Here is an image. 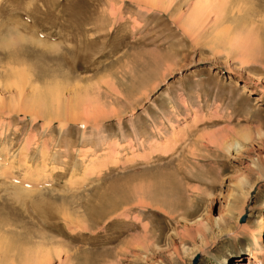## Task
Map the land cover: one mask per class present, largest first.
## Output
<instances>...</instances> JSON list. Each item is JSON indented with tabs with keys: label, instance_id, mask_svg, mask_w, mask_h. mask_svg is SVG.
<instances>
[{
	"label": "rangeland",
	"instance_id": "rangeland-1",
	"mask_svg": "<svg viewBox=\"0 0 264 264\" xmlns=\"http://www.w3.org/2000/svg\"><path fill=\"white\" fill-rule=\"evenodd\" d=\"M43 233L49 264H264V0H0V241Z\"/></svg>",
	"mask_w": 264,
	"mask_h": 264
},
{
	"label": "bare ground",
	"instance_id": "bare-ground-1",
	"mask_svg": "<svg viewBox=\"0 0 264 264\" xmlns=\"http://www.w3.org/2000/svg\"><path fill=\"white\" fill-rule=\"evenodd\" d=\"M199 15H201V10L200 9H196L194 12H193V15H192V19H195V18H197V17H199ZM190 24V23H189ZM192 33H194V32H192ZM21 40V39H20ZM12 41V40H11ZM20 42V41H19ZM16 42H11V43H7L6 44V46H7V48L8 47H14V49H15V47L16 46H14V45H16L15 44ZM14 53H15V51H14ZM16 54V53H15ZM21 67V66H20ZM12 74V73H11ZM13 75V79H15L16 80V84L15 85H18V87H20V86H22V85H24L26 82V80H27V76L23 73V72H14V74H12ZM11 75V76H12ZM12 78V77H11ZM15 85H13V86H15ZM11 86V85H10ZM244 92V91H243ZM53 93V92H52ZM54 94V93H53ZM52 95V94H51ZM39 95L37 94V96H35V99L36 100H38V97ZM40 97H41V95H40ZM48 97V96H47ZM53 98H54V96H52ZM50 98H51V96H50ZM32 100L34 99V97L33 98H31ZM40 100H41V98H39ZM39 100V101H40ZM51 101L52 100H54V99H50ZM39 101H37L36 103H37V106H38V102ZM59 103V102H58ZM33 104H35L34 102L32 103V105ZM40 104V103H39ZM42 104V103H41ZM28 105H29V103H28ZM31 105V104H30ZM34 106H36V105H34ZM42 105H40V107H41ZM60 106V105H59ZM31 107V106H30ZM41 108H43V107H41ZM57 108H59V107H57ZM56 108V109H57ZM57 111H58V109H57ZM58 113V112H57ZM59 114V113H58ZM243 132V131H242ZM239 133H241L240 131H239ZM238 134V133H237ZM241 138L242 139H244V140H247V135L246 134H242L241 135ZM240 138V139H241ZM237 145V143H236V141H234V142H231L229 145H228V148H230V147H234V146H236ZM239 183H241L242 184V182L241 181H239ZM238 183V184H239ZM125 192L126 191H123L122 189H120V190H118V191H116V199H118V205L117 206H120L121 207V205L123 206V204L124 203H126L127 205H128V203L127 202H125L126 201V199H125V196L123 197V199H121L120 198V196H122V195H124L125 194ZM20 194V193H19ZM16 195V194H15ZM20 196V195H19ZM19 196H17L16 195V197L14 196V198H16V199H14L13 201H15V203H16V205L14 206V207H11V209H10V213L12 214L11 215V217H12V219H14V220H17V221H20V224H21V226L22 225H24V226H27V225H31V226H33V227H37L38 229H43V230H50V231H58L59 230V228L57 227V226H55L54 225V223H52V221L56 218V216H57V214H58V212H59V210H58V212H57V210H56V212L55 213H49L48 212V209H46V208H41L40 206V208L39 207H36V205H35V201H34V197H31V195L30 194H25V195H23L22 197H19ZM111 199V198H110ZM9 200V199H8ZM104 201H105V199H103ZM42 205V204H41ZM44 205V204H43ZM104 205V204H103ZM44 206H46V205H44ZM110 207H111V205H110ZM119 207V208H120ZM207 207H208V204H207ZM46 209V210H45ZM102 209V208H101ZM44 210L45 211H47V212H44ZM53 210V209H52ZM61 210V209H60ZM55 211V210H54ZM98 211H96V213H97ZM64 213V212H63ZM101 214H102V216H104L105 215V212H103V211H101ZM101 214H99V216L101 215ZM59 216H60V212H59V214H58V218H59ZM63 216V215H62ZM96 216V215H95ZM56 220V219H55ZM54 220V221H55ZM56 222V221H55ZM17 224V223H16ZM20 226V227H21ZM3 229L5 230V228L3 227ZM7 231V230H6ZM11 232V231H10ZM7 234V233H6ZM6 234H3V235H5L6 236ZM13 234V233H12ZM14 235V234H13ZM44 235V233L43 234H41V237ZM16 236V235H15ZM46 235H44L43 236V238L45 237ZM7 237H9V234H8V236ZM47 237V236H46ZM11 238V237H10ZM9 238V239H10ZM12 238L14 239L15 237H13L12 236ZM42 238V239H43ZM29 239V238H28ZM27 239V240H28ZM32 239H33V241H32V244H33V242H34V240H37L36 238L34 239L33 237H32ZM42 239H40V242L37 240L36 241V245H37V242H39V245H41L40 243H41V240ZM45 239L46 238H44V240L42 241V246H40V248L38 247V245H37V248H36V250L34 249V246L36 247V245L34 244L33 245V250H35V251H33V250H31V248H29L32 244H31V239L29 240V242L28 243H30V246L28 245V243H27V245L29 246V247H27V245H26V243L25 244H23V247H24V245H25V248H29L31 251H32V253L30 252V254H31V256L33 257V253H35V255H36V251H38L37 252V254L39 253V250L41 249V247H46V245L45 244H48L49 242H51L50 240H49V242L48 243H43L44 241H45ZM47 240V239H46ZM141 240H145V239H143V238H141ZM12 241V240H11ZM13 241H15V240H13ZM21 241V240H20ZM16 243H17V241H15ZM15 242H13V243H15ZM27 242V241H26ZM45 242H47V241H45ZM141 242V241H140ZM22 243H23V240H22ZM55 242H51V246L54 244ZM57 243V242H56ZM55 243V244H56ZM142 243V242H141ZM146 243V242H145ZM10 243L8 242L7 244L6 243H4V242H2V241H0V256H1V258L3 257V264H10V263H12V262H17V263H19L20 261L19 260H17V259H15V258H13L15 261H13V260H11L12 258H11V256H10V253H11V246L9 245ZM44 244V245H43ZM12 245V244H11ZM22 245V244H21ZM138 245V244H137ZM143 245H144V242H143ZM146 245V244H145ZM48 246V245H47ZM141 246V245H140ZM14 247H16V246H14ZM19 247V246H18ZM32 247V246H31ZM61 247V246H60ZM136 247V246H135ZM138 247V246H137ZM43 248L41 249L42 251H44L43 250ZM143 248V247H142ZM28 249V250H29ZM38 249V250H37ZM48 249H52L50 246H48V247H46V250L48 251ZM20 250V249H19ZM21 250H23V249H21ZM40 250V251H41ZM14 251H15V249H14ZM44 251L43 253L44 254H38L40 257H43L44 256V260L42 259L41 260V258H39L40 260H36V258H35V260H34V258L32 259V257H30L31 259H28V260H26L25 262L27 263V264H49L50 263V261H49V257L47 256V254L45 255V252L46 253H49L50 251ZM13 252V251H12ZM18 252V251H17ZM16 252V253H17ZM52 252V251H51ZM26 253V254H25ZM41 253V252H40ZM54 253V252H53ZM12 254V253H11ZM24 256L26 257L27 255H28V253L25 251L24 252ZM30 254L28 255V256H30ZM56 254V253H55ZM13 255V254H12ZM51 255V254H50ZM57 255V254H56ZM27 256V258H29ZM47 256V257H46ZM36 257H37V255H36ZM69 258V257H68ZM67 258V259H68ZM71 259V258H70ZM69 259V260H70ZM10 260L12 261V262H10ZM21 260V259H20ZM51 260V259H50ZM68 260V261H69ZM43 261V262H42ZM47 261V262H46ZM49 261V262H48ZM46 262V263H45ZM20 264H21V262H20Z\"/></svg>",
	"mask_w": 264,
	"mask_h": 264
}]
</instances>
